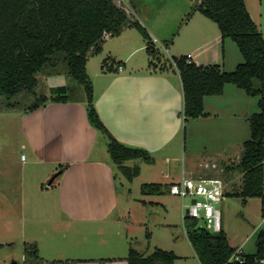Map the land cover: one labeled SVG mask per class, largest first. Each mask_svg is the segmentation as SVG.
Here are the masks:
<instances>
[{"label":"crops","instance_id":"crops-1","mask_svg":"<svg viewBox=\"0 0 264 264\" xmlns=\"http://www.w3.org/2000/svg\"><path fill=\"white\" fill-rule=\"evenodd\" d=\"M244 1L264 35V12L253 0ZM187 6L183 4L179 12L185 13ZM127 12L131 19L145 25L155 43L157 35L154 28L145 19L135 17L132 10L127 9ZM196 13L193 11L187 17L175 37L177 39L187 29L185 36L191 39L190 44L186 51L172 53V57L190 53L195 63H218L227 70L234 68L240 60L234 44L227 40L228 37L222 38L219 28H213L205 15L201 13L203 16H197ZM129 27L125 25L119 34L108 36L116 39L118 48L112 51L109 45L107 47L123 61L122 69L102 70L97 67L88 72L93 82L95 106L111 133L119 140L148 149L154 157L151 163H156V153L160 154L166 164L160 170L161 177L170 176L174 171L171 162L182 159L183 167L177 170L178 179L182 176L196 177L194 174L200 162L196 163L191 155L193 151H186L185 143L181 147L182 127L184 141L187 128L183 126V93L173 58L170 59L173 65L168 68L147 66L145 61L141 65L128 63L132 54L145 48L144 40L135 38ZM127 40L132 44L124 55L117 54ZM106 43H103L100 52ZM165 49L168 51V46ZM40 74H43L41 80ZM58 74L38 73L35 92L49 96L50 87L67 84L71 90L67 101L47 100L37 107L28 108L35 99L32 94H27L29 101L26 103L20 101L21 93L10 99L0 95V114L4 115L0 116V121L5 131H13L11 122L17 116L19 130L24 137L21 142L31 155L28 161L21 155L20 169L15 172L10 169L12 161L5 145L0 147V240H12L16 227L23 247L26 241L36 243L42 258L36 261L40 264H50L54 259H68L66 264H127L130 226L128 222L123 223L122 218L126 210L131 212L130 208L136 206L134 196L129 188V195L124 197L118 187L119 176L107 151L106 137L87 118L82 85L66 72L64 83ZM232 85L226 83L220 94L205 95L203 98L206 112H215L217 116L214 118L217 120H210L206 125L204 134L211 152L205 160L231 158L238 161L240 157L244 137H241L243 129L240 133L237 117L248 116L250 111L246 108L248 94ZM5 137L3 142L14 139L13 135ZM20 137H16L17 141ZM143 162L153 167L151 163ZM38 167L43 168L38 182L51 175L53 179L45 187L43 183L38 188L35 186L38 191L35 190L36 194L30 200L26 197L29 175H26L25 169L33 171ZM143 169L141 164L137 176ZM9 198L15 199L14 204L9 203ZM146 202L143 198L140 203ZM15 203L16 208H13ZM175 238L178 239V235ZM227 238L230 245L241 249V243L234 245L228 235ZM104 244L106 246L102 248ZM193 253L196 256L194 250ZM177 254L182 257V253ZM22 258H25L24 253Z\"/></svg>","mask_w":264,"mask_h":264},{"label":"trees","instance_id":"trees-1","mask_svg":"<svg viewBox=\"0 0 264 264\" xmlns=\"http://www.w3.org/2000/svg\"><path fill=\"white\" fill-rule=\"evenodd\" d=\"M196 9L213 20L222 38H231L242 56L235 67L227 70L218 63H195L187 55L173 56L183 93V119L205 115V95L220 94L226 83H233L247 94L257 95L258 110L248 114L250 136L243 140L238 161L226 164L224 170H239V188L225 191V195L239 196L245 203L248 197H264V35L252 19L244 0H199ZM125 25L133 26L143 36L145 49L151 55L150 66L168 68L171 61L157 65L159 50L147 28L114 0H0V95L10 99L19 93L34 95L28 108L50 101H67V84L50 87V94L37 95V74L65 72L82 85L86 97L89 122L106 136V148L116 173L132 180L140 172L136 161L151 163L153 155L139 145L127 144L115 137L104 123L94 103L93 82L86 63L90 54L99 53L109 35H117ZM102 70L114 69L107 56ZM257 80V83H255ZM61 165V164H59ZM58 165V166H59ZM142 193H159L160 182H143ZM264 215V207H262ZM183 223L190 245L200 264H264V228L257 231L253 253H239L230 245L222 227L215 233L196 218L184 215ZM25 259L41 260L35 242H24ZM237 254L239 258H234ZM180 257L173 250L155 247L149 253L131 244L126 255L127 264H174ZM52 260L50 264H66Z\"/></svg>","mask_w":264,"mask_h":264},{"label":"rangeland","instance_id":"rangeland-1","mask_svg":"<svg viewBox=\"0 0 264 264\" xmlns=\"http://www.w3.org/2000/svg\"><path fill=\"white\" fill-rule=\"evenodd\" d=\"M117 4L121 5L126 11L130 9L133 11V15L137 18L141 17L147 21L157 35V40L154 43L155 47L159 50V59H157V65L162 63H167L172 59V53L177 54L181 51H186L187 46L190 44L191 39L187 38L185 34L187 29L180 33L179 37L175 39L176 35L179 32L180 26L187 19V17L193 12L197 11V16H203L196 9L198 0H114ZM255 5L260 7V10L264 12V0H253ZM185 4H188L185 13L179 12V8ZM260 11V12H261ZM205 18V17H204ZM206 20L211 23L213 28L218 30L216 23L210 18L206 17ZM198 23V22H197ZM130 31L135 34V38L143 39L141 33L135 29L133 26L129 27ZM128 32V31H127ZM116 39L108 38L105 40L106 46L102 52L96 54H90L88 56V62L86 65L87 71L90 73L97 67H100L102 59L107 56V63L110 65L112 62L114 69L118 68L119 65L123 64V61L119 59V56H114L113 48L117 47ZM229 42L234 44L238 55L239 61L242 60V56L238 51V47L235 42L228 37ZM130 41L133 42L131 39ZM124 43L120 49V52L117 50V54L124 55L129 46L132 44ZM107 45H109L108 50ZM168 46V51L166 47ZM118 48V47H117ZM168 57V58H167ZM149 58V59H148ZM151 58V55L147 50L141 49L136 53L132 54L128 63H136V65H141L145 61L148 63ZM121 63V64H119ZM149 64H147L148 66ZM150 66V65H149ZM123 67V66H122ZM119 69V68H118ZM122 69V68H121ZM64 73V74H63ZM43 74L39 75L41 80ZM58 76L61 80L66 83L65 80V68L61 64L59 69ZM257 83V80H255ZM233 84V83H232ZM232 86H236L233 84ZM244 92V89H240ZM50 93V91H49ZM71 96V90L69 91ZM248 98L246 101V108L248 111L258 110L257 95H246ZM20 101L26 103L29 101V96L27 93H21ZM1 98H5L1 95ZM204 111H206L204 109ZM249 112V113H250ZM18 114V113H14ZM211 114V115H210ZM207 112L205 115H200L197 119L195 117H188L183 120V126L186 125L187 135L185 141L183 139V127L181 131V147L185 143L186 151L192 152L191 155L195 157L196 163L200 162V166L197 167V172L194 176H220L225 182V188L227 190H232L239 188L240 182L242 180V173L239 170L233 172L224 170L226 164H234L237 160H232L231 158L227 160L222 159H208L206 157L211 152V147L209 146V141L205 133L206 125L209 124L210 120H217L215 112ZM0 116H4L1 115ZM14 118V116H13ZM183 118V117H182ZM219 119V118H218ZM238 126L240 128V133L243 129V134L241 137L247 139L250 136L249 123L247 120V115L244 117H237ZM236 120V119H234ZM13 131L7 132L4 129L3 122L0 121V147L2 144L5 145V150L9 152L11 157V167L10 169L15 172L20 169L21 165V155L23 158H26L28 161L31 158L29 149L21 142L24 137L21 135L18 123L17 116L11 122ZM6 133V135H5ZM6 137H5V136ZM14 139L5 140L3 138H8L10 136ZM20 137V140L17 138ZM105 136V135H104ZM23 137V138H22ZM106 137V136H105ZM237 147H235L236 149ZM234 150V148H232ZM242 150V148H241ZM195 151V152H194ZM209 151V152H207ZM156 163H151V165H146L141 159H132L126 161L127 164H133L135 161L142 164L143 171L139 176H135L132 180H127L120 172L118 173V187L124 194V197L129 195V190L131 189V195L134 196V204L128 210L125 211V215L122 218L123 223L128 222L130 226L129 235L127 237L128 244L132 245L139 251H147L144 253H149L155 247H161L167 250H173L176 254L182 253V257L176 259V264H200L198 258L194 255L193 249L188 241L187 235L184 231L183 219L181 216L182 213V204L188 202V198H181L179 195L172 194L168 190V185L171 181L178 179L177 170L183 167L184 160H175L171 162L173 167V172L168 177H161V169L166 166L163 162L162 157L159 153H156ZM212 161L217 162L216 166H212ZM205 163H208L209 166H205ZM149 168V169H148ZM36 170L25 169L26 175L29 177L27 181L29 182L26 187V197L31 200L35 196L37 188L40 186V183H43L44 187L46 186L48 180L53 176H49L46 180H41L38 182L39 174L43 171V168H35ZM30 172H29V171ZM56 172V171H55ZM15 182L17 177L15 175ZM123 183V185L121 184ZM143 182H160L162 184V191L155 193V195H143V194H152V193H142L140 190V185ZM130 188V189H129ZM36 190V191H35ZM154 194V193H153ZM14 197L15 195H12ZM143 198L147 200L145 204L142 202ZM10 204L13 202L14 198H9ZM149 200H158L159 202H150ZM8 202V201H7ZM218 207L221 212V227L227 233L230 242L234 245L241 243V249L239 253H253L256 250L255 239L257 231L261 228H264V215H262V207H264V197L252 196L249 198L248 204L245 205L242 202L241 197L233 195H225L222 201L219 202ZM16 208V203L13 206ZM130 213V214H129ZM130 215V216H129ZM201 224L202 221L200 220ZM16 226V223L14 224ZM13 230L12 240L8 241L6 238L0 240V264H40V261H36L30 257L27 259L22 258L23 256V242L20 241L19 232L16 227ZM28 228V227H27ZM26 228V229H27ZM178 235V239L175 238ZM72 238V237H71ZM74 238V237H73ZM176 239V241H175ZM33 242V241H27ZM106 244L103 245L104 248ZM129 248V247H128ZM104 253V251L102 252ZM54 260H65V259H54ZM68 260V259H67ZM52 261V260H51ZM69 261V260H68Z\"/></svg>","mask_w":264,"mask_h":264},{"label":"built area","instance_id":"built-area-1","mask_svg":"<svg viewBox=\"0 0 264 264\" xmlns=\"http://www.w3.org/2000/svg\"><path fill=\"white\" fill-rule=\"evenodd\" d=\"M187 59L190 60V53H187ZM119 69L122 65L118 66ZM216 166L215 162L211 163ZM205 166H209L205 163ZM168 190L172 194L179 195L181 198H188L187 203H183L182 216L196 218L202 221V225L212 231H218L221 228V212L218 207L219 202L225 196V182L220 176H182L171 181ZM194 198L192 202L191 199ZM234 258H239L237 254Z\"/></svg>","mask_w":264,"mask_h":264},{"label":"water","instance_id":"water-1","mask_svg":"<svg viewBox=\"0 0 264 264\" xmlns=\"http://www.w3.org/2000/svg\"><path fill=\"white\" fill-rule=\"evenodd\" d=\"M52 179H53V177H51V178L48 180L47 184H50V182L52 181ZM191 201L193 202V201H194V198H192ZM214 232L217 233V231H214Z\"/></svg>","mask_w":264,"mask_h":264}]
</instances>
